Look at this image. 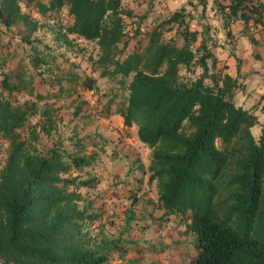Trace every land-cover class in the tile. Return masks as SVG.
<instances>
[{"label":"trees","instance_id":"1","mask_svg":"<svg viewBox=\"0 0 264 264\" xmlns=\"http://www.w3.org/2000/svg\"><path fill=\"white\" fill-rule=\"evenodd\" d=\"M29 1L47 18L65 6L69 21L59 25L54 38L60 36L68 42L66 34L73 33L83 40H95L101 50L97 65H112L103 74H118L121 83L131 74L126 97L116 103L110 97L104 109L109 111L114 105L122 123H134L138 139L150 148L147 180H155L156 200L164 214H175L194 237V254L187 264H264V135H252L249 127L256 116L233 102L235 78L214 69L205 0H198L201 7L195 11L199 29L189 27L185 18L192 17V11L181 5L154 18L149 29L140 26L142 15H138L130 20L131 33L125 30L131 9L123 8L120 0H0V32L8 31L28 44L35 54L30 61L34 67L44 58L37 55L39 48L34 37L30 38L37 20L23 10ZM223 6L225 23L249 18L260 21L264 10L258 0H228ZM18 24L24 34L13 32ZM167 28L177 36L163 37ZM50 31L53 33L52 28ZM128 34L145 35V45L141 51L137 46L116 55L117 47L126 46ZM7 44L0 37V49ZM44 47L46 55L53 57L47 45ZM2 52L0 66L8 58V53ZM193 66L200 72L189 69ZM182 68L192 70L193 77L182 79ZM31 86V76L24 69L0 71L1 135L14 138L15 129L31 113L27 109L35 106L34 101L26 104L28 100H23L26 109H21L11 106L9 99L13 91ZM184 124L188 131L182 130ZM39 127L48 131L42 123ZM23 143L11 144L0 170V258L10 264L105 263L107 251L117 246L116 240L102 237L83 248L78 239L67 235L72 217L81 216L82 211L74 203L78 193L65 191V187L91 186L93 178L76 179L61 173L70 166L80 169L89 165L92 155L72 152L65 158L55 145L32 153L20 149ZM135 161L126 170L127 178H136L135 170L143 171ZM223 174L229 189L219 207L215 196Z\"/></svg>","mask_w":264,"mask_h":264},{"label":"rangeland","instance_id":"2","mask_svg":"<svg viewBox=\"0 0 264 264\" xmlns=\"http://www.w3.org/2000/svg\"><path fill=\"white\" fill-rule=\"evenodd\" d=\"M120 2L123 8L133 10L132 15L125 18V30L131 33L133 26L130 20L137 19L145 3L138 0H120ZM23 10L32 19L37 20L36 28L30 38L34 37V43L39 48L37 55L44 59H39L37 65L33 67L30 61L35 54L28 44L16 36H10L8 31L0 32L1 40L8 41V44L0 49V53L1 51L8 53V58L0 66V71H16L21 68L31 76L32 86L28 87L31 92H27L28 88L13 91V95L9 96L10 105L26 109L21 103L23 100H28L26 104H30V101L35 103V106L27 109L31 113H27L21 125L15 129L17 135L14 138L0 134V170L6 161L8 149L18 140L25 141L21 150L25 147L32 153L44 152L55 145L59 147L65 158V154L72 152L92 155L89 165L80 169L70 166L65 173H61L64 176H75L76 179L93 178L91 186L65 187V191L78 193L74 203L75 207L82 211V215L72 217L71 223L67 226L68 237L78 239L83 248L91 247L101 241L102 237L116 240L117 246L107 251V261L103 264L128 262L187 264L190 256L194 254V237L184 230V226L178 222L175 214H164L156 200L155 180L148 182L149 171L145 166L149 161L150 148L137 136L138 140L135 139L134 123L122 127L118 125L112 114L103 113L107 99L111 97L110 101L116 103L120 98L126 97V83L131 74L125 75L123 83L118 80V74H103L102 71L110 69L112 65L111 63H107L106 66L97 65L95 59L101 50L95 40H83L73 33L66 34L68 42L62 40L60 36L54 38L58 35V28L61 29L59 25L69 21L65 6L53 12V16L49 18L47 14L44 15L46 17L40 15L32 1L23 6ZM207 12L210 18L211 11ZM191 13L192 17L185 18L189 27L199 29L195 12ZM205 19L208 25L207 42L210 43L216 35L210 27L212 25L214 28L225 27V20L217 16V22L210 24V20ZM139 23L145 29H149L151 17L147 14L139 20ZM50 28L53 29V33ZM13 32L24 34L25 29L18 24L13 28ZM219 32L217 31V35ZM210 33H213V36ZM169 35L177 36L172 29L167 28L163 37ZM137 38L140 40H136ZM198 40L199 38L192 47L198 43ZM145 43V35L138 37L128 34L126 46L123 49L117 47L116 55L121 56L137 46L141 51ZM44 45H47L53 57L46 55L47 49ZM208 63L210 64L209 61ZM189 69H193L194 73L200 72L198 66ZM191 71H184L182 68L180 72L182 79L193 77ZM82 80L91 86L86 87ZM35 94H39V97ZM95 103L101 106L96 109ZM112 107L114 108V105L111 109ZM43 108H48L49 113H43ZM41 123L48 128L47 132L40 130ZM107 126L117 132V141L103 139V130ZM259 127L257 126L254 133H259ZM182 130L188 131L185 124ZM254 136L257 137V134ZM77 137L82 138L75 144L73 140ZM216 144L219 145L218 142ZM230 145L228 147H231ZM233 145L235 147V144ZM132 149L138 155L135 162L143 168V171H134L136 175L134 179L127 178L129 174L126 173L131 164L129 160L134 156L127 158L123 154V151L132 154ZM217 184L215 200L220 207L221 200L229 189L226 185V174L220 177ZM0 264L10 263H5L0 258Z\"/></svg>","mask_w":264,"mask_h":264},{"label":"crops","instance_id":"3","mask_svg":"<svg viewBox=\"0 0 264 264\" xmlns=\"http://www.w3.org/2000/svg\"><path fill=\"white\" fill-rule=\"evenodd\" d=\"M138 1L145 3L141 13L138 15H142L143 17L148 14L151 17V21L156 17L160 18L161 16L167 15L181 5L185 7L186 10L188 9L192 12L199 10L201 7L198 0ZM227 1L228 0H205L204 15L205 18L210 20V24L217 22V16L225 20L226 7L223 5H225ZM251 1L255 2L256 0ZM258 2L264 4V0H258ZM191 3L192 5H190ZM220 6H222L221 9H219ZM207 11H211L210 18L207 16ZM132 12L133 10L131 9V13ZM134 15L136 17V14ZM224 24L225 27L222 28H219V26L216 28L212 27L214 25L210 27L216 34L214 40L208 43V48L215 57L214 69L221 74L227 73L235 78L237 85L233 89L232 100L235 105H239L241 108L251 111L256 116V122L251 125L249 129L253 136L257 134L258 137L261 132L264 135V128L262 130L264 124V10L261 12L260 21H253L252 18L246 21L234 19ZM217 31H220L218 35ZM210 34L213 36V33ZM249 35L253 38V41L250 40ZM208 61L210 62L209 59L207 62ZM94 105L96 109L100 106L98 103ZM103 113L105 115L112 114L113 118L119 123V126L127 127L122 123V117L113 107L109 111H104ZM260 123L262 124L260 125ZM257 126H260L258 129L259 133H254ZM103 131V139L106 141H117L118 135L113 128L107 126ZM136 136L135 125V139L138 138H136ZM132 152V154H129L123 151V154L126 155L127 158L134 156V158H130L131 160L129 161L131 164L129 165H132L133 160L138 156L134 149H132Z\"/></svg>","mask_w":264,"mask_h":264}]
</instances>
